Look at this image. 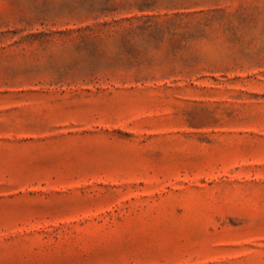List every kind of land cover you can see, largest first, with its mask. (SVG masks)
Segmentation results:
<instances>
[{"label": "rangeland", "instance_id": "obj_1", "mask_svg": "<svg viewBox=\"0 0 264 264\" xmlns=\"http://www.w3.org/2000/svg\"><path fill=\"white\" fill-rule=\"evenodd\" d=\"M0 264H264V0H0Z\"/></svg>", "mask_w": 264, "mask_h": 264}]
</instances>
